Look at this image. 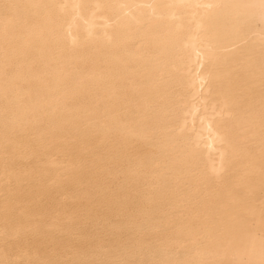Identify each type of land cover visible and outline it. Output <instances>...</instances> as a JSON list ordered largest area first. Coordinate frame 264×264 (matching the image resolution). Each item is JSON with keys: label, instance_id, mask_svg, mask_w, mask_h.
<instances>
[{"label": "bare ground", "instance_id": "1", "mask_svg": "<svg viewBox=\"0 0 264 264\" xmlns=\"http://www.w3.org/2000/svg\"><path fill=\"white\" fill-rule=\"evenodd\" d=\"M0 264H264V0H0Z\"/></svg>", "mask_w": 264, "mask_h": 264}]
</instances>
